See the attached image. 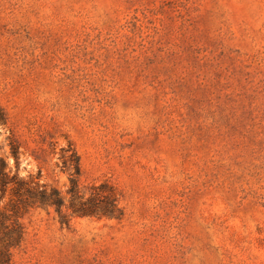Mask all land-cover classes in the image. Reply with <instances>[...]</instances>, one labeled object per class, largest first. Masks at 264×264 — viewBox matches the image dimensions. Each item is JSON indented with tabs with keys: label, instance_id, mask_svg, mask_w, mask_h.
Segmentation results:
<instances>
[{
	"label": "rangeland",
	"instance_id": "rangeland-1",
	"mask_svg": "<svg viewBox=\"0 0 264 264\" xmlns=\"http://www.w3.org/2000/svg\"><path fill=\"white\" fill-rule=\"evenodd\" d=\"M74 156L123 217L30 209L11 264H264V0H0V157L68 207Z\"/></svg>",
	"mask_w": 264,
	"mask_h": 264
},
{
	"label": "trees",
	"instance_id": "trees-1",
	"mask_svg": "<svg viewBox=\"0 0 264 264\" xmlns=\"http://www.w3.org/2000/svg\"><path fill=\"white\" fill-rule=\"evenodd\" d=\"M10 154L17 164L18 147L11 144ZM74 155V153H73ZM69 170L67 189L68 207L64 197L55 189L40 185L36 179H22L18 173H12L6 161L0 157V193L9 194V202L0 210V264H11L12 250L19 247L23 228L19 216L33 208H53L59 223L69 222L63 208L70 210L73 217H96L120 220L122 210L118 207L117 197L112 187L107 184L91 186L87 198L79 190V161L73 159Z\"/></svg>",
	"mask_w": 264,
	"mask_h": 264
}]
</instances>
